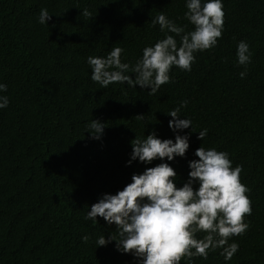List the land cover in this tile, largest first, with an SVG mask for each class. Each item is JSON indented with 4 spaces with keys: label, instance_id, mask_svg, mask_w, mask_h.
<instances>
[{
    "label": "trees",
    "instance_id": "16d2710c",
    "mask_svg": "<svg viewBox=\"0 0 264 264\" xmlns=\"http://www.w3.org/2000/svg\"><path fill=\"white\" fill-rule=\"evenodd\" d=\"M223 4L217 46L195 53L191 71L172 67L170 82L149 95L126 83L101 88L87 58L120 47L121 62L131 68L145 47L165 37L151 25L161 12L193 30L185 0H0V83L7 85L0 95L9 98L0 110V264H138L114 241L96 248L99 236H116L115 225L84 216L103 194H116L133 174L161 163L126 166L131 141L152 132L162 140L189 136L185 156L164 161L177 173V187L201 146L227 152L233 167L242 166L252 212L244 218L247 231L229 240L239 250L227 264H264V0ZM42 8L52 15L47 25L38 23ZM241 40L253 54L243 79L235 63ZM182 100L187 106L179 115L191 119L192 129L173 133L167 113ZM92 119L105 126L98 140L88 133ZM220 251L192 264H225Z\"/></svg>",
    "mask_w": 264,
    "mask_h": 264
},
{
    "label": "clouds",
    "instance_id": "9594fccd",
    "mask_svg": "<svg viewBox=\"0 0 264 264\" xmlns=\"http://www.w3.org/2000/svg\"><path fill=\"white\" fill-rule=\"evenodd\" d=\"M184 18L193 25V30L185 32L168 19L162 12L151 20V25H159L165 32L163 39L142 50L134 66L121 62L120 47L112 48L106 57L87 58L91 69V80L101 88L112 83L127 84L150 89L154 95L161 85L170 82V70L177 67L181 71H191L195 53L204 52L217 46L224 30L223 0H185ZM82 15H89L87 9ZM52 15L46 8L39 12L38 23L47 25ZM172 33L174 35H168ZM175 37H179V46ZM236 65L243 66L239 73L243 79L247 75V65L251 63L252 52L246 41L236 46ZM131 73L129 75L128 73ZM134 75V78H133ZM7 92V85L0 83V93ZM9 104L7 95H0V110ZM187 101L170 110L168 122L173 133L191 127L189 118L179 115ZM143 117V116H137ZM104 124L91 120L89 131L93 139L103 135ZM198 139L204 140L207 129L198 132ZM132 151L126 166L133 161L151 164L141 174H133L131 183L116 194H103L98 201L88 207L85 221L97 224L102 217L108 225H115L116 236L112 233L95 240L96 248L115 242V248L122 254L131 253L138 264H192L193 258L207 259L210 251L221 249L225 264L238 252L239 244L229 243L234 236L244 234L249 228L245 216L251 215V201L246 195L249 189L241 183L242 166H232L229 155L216 148L199 147L194 159L188 162V179L182 187L176 186L177 173L164 162L175 157L183 158L189 149L188 135H175L173 139H160L155 132L141 139L136 136L131 141ZM194 185H198L194 189ZM205 233L197 239V233ZM84 235L81 240L89 241Z\"/></svg>",
    "mask_w": 264,
    "mask_h": 264
}]
</instances>
